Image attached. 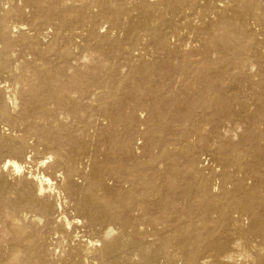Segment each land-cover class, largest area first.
I'll return each mask as SVG.
<instances>
[{
  "label": "bare ground",
  "instance_id": "obj_1",
  "mask_svg": "<svg viewBox=\"0 0 264 264\" xmlns=\"http://www.w3.org/2000/svg\"><path fill=\"white\" fill-rule=\"evenodd\" d=\"M0 117V264H264V0H0Z\"/></svg>",
  "mask_w": 264,
  "mask_h": 264
},
{
  "label": "rangeland",
  "instance_id": "obj_2",
  "mask_svg": "<svg viewBox=\"0 0 264 264\" xmlns=\"http://www.w3.org/2000/svg\"><path fill=\"white\" fill-rule=\"evenodd\" d=\"M104 27H107V25H104ZM13 128H14L13 124L11 123L10 120L0 117V135L13 140L21 139L22 137H24L23 132L13 133L12 131ZM26 142H27L26 150L29 153L32 152L29 155L32 156V162H33L29 164V166L32 167L31 168L29 166L28 167L31 170L33 169L35 170L36 169V167L34 166L35 163L47 158L49 156V151L43 145H41L35 137L26 139ZM46 162H48V160ZM1 176H4L7 182L10 183H17L20 181L19 176L11 177L9 175V171H0V177ZM1 226L2 225L0 223V227Z\"/></svg>",
  "mask_w": 264,
  "mask_h": 264
}]
</instances>
